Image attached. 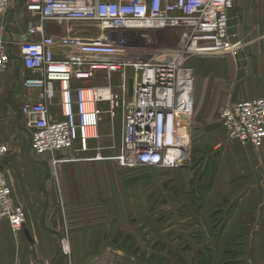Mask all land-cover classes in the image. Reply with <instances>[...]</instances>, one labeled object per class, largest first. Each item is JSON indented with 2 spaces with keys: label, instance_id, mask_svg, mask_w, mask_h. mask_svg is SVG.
<instances>
[{
  "label": "built area",
  "instance_id": "obj_1",
  "mask_svg": "<svg viewBox=\"0 0 264 264\" xmlns=\"http://www.w3.org/2000/svg\"><path fill=\"white\" fill-rule=\"evenodd\" d=\"M13 1L0 0V21ZM21 1L28 15L26 32L34 37L18 44L22 65L32 72L23 85L37 90V100L20 107L32 151L47 155L53 170L58 163L100 159L102 148L91 147L90 140L97 138L103 115L114 117L118 111L120 139L112 160L124 168L183 166L194 110L190 60L205 55L235 58L244 48L245 42L230 32L234 0ZM47 22L68 25L67 33L46 35ZM71 23L81 24L85 34H72ZM163 30L176 31V46L133 49L123 41L126 34L144 37ZM121 32L125 35L116 40ZM9 46L0 38V76L9 66ZM130 53L135 56L128 57ZM97 73L105 74L104 84L72 85L90 81ZM55 93L61 118L51 120L48 106ZM217 114L222 136L255 147L262 144L264 97L227 101ZM91 150L94 156H83ZM6 152V145L0 144V220L21 230L25 212L13 200L1 168ZM66 241L61 240V249L69 254Z\"/></svg>",
  "mask_w": 264,
  "mask_h": 264
},
{
  "label": "crops",
  "instance_id": "obj_2",
  "mask_svg": "<svg viewBox=\"0 0 264 264\" xmlns=\"http://www.w3.org/2000/svg\"><path fill=\"white\" fill-rule=\"evenodd\" d=\"M10 8L7 12L12 27H2L8 13L0 21V38L10 42L9 66L0 76V144L7 147L1 168L13 200L24 209L25 224L23 229L14 230L8 221L0 220V264H201L199 255L206 257V254L203 247L197 246V241L204 242L211 237L209 216L222 201L230 207L229 226L221 235L226 240L242 239L235 233V219L243 209L254 211L258 228L256 232L251 229L249 236L244 235L243 239L249 243L237 256L242 258L241 264H264V173H260L261 178L250 173L251 180L239 179L233 185L223 180L231 175L239 177L242 161L250 162L254 158L253 148L238 141L225 142L228 150L223 153L229 167L224 161L216 170L207 195L209 204L207 198L200 205L195 200L158 201L152 221L145 216L124 220L110 214L101 218L83 211L73 214L74 210L93 205L90 202L95 200L97 188L106 194L111 187L121 186L110 185L108 176L115 175V170L91 167L71 173L61 168L68 163L63 162L51 172L47 155L32 151L20 107L36 101L37 90L23 85L24 77L32 72L22 65L18 44L34 37L26 32L28 15L23 2L14 0ZM229 18L230 32L245 42L237 57L205 55L190 60L195 76L194 110L196 119L203 125L217 122L218 108L227 101L264 97V0H234ZM70 26L72 34H85L81 24ZM67 28L66 24L47 22L44 33L62 36ZM83 84L89 85V81H75L72 85ZM57 100L55 93L53 103L48 106L51 120L61 118ZM93 140H90L91 147ZM258 152L264 154V143ZM65 176L66 179L73 176L75 182L67 186ZM77 187L83 199L77 198ZM165 208L172 210L165 211ZM62 239H67L69 254L61 249ZM214 248L211 250L213 264L225 255L221 248L216 251Z\"/></svg>",
  "mask_w": 264,
  "mask_h": 264
},
{
  "label": "rangeland",
  "instance_id": "obj_3",
  "mask_svg": "<svg viewBox=\"0 0 264 264\" xmlns=\"http://www.w3.org/2000/svg\"><path fill=\"white\" fill-rule=\"evenodd\" d=\"M19 1V0H16ZM11 9V8H10ZM9 11V10H8ZM10 12V11H9ZM8 13V12H7ZM7 15V14H6ZM9 13L3 19L2 27H10L9 25ZM27 20V19H26ZM12 27V25H11ZM145 34V33H144ZM125 32H121L115 36L116 40H121V36H124ZM178 40V34L174 30H163L160 32H149L144 37H136L133 35L126 34L127 45L138 49L144 46H159L162 48H172L176 46ZM135 53H130L128 57H134ZM106 82L104 73H97L95 77L89 81L91 85H102ZM195 109V106H194ZM218 115V114H217ZM218 117V116H217ZM120 116L119 112H115L114 117H110L109 114L103 115L101 118L99 127L97 129L98 136L93 140L92 146L99 145L102 150H99L102 155L100 159L81 160L75 162H68L61 165V168L68 169L67 172L76 171L79 168H98L99 170L112 169L115 170V175L108 176L110 179V185L121 186L120 188H112L109 192L99 197L96 203L91 207L74 210L79 212L91 213V217H103L110 214V216L121 219H140L145 216L149 221L155 217L154 206L158 201H193L195 203H202L203 201L207 204L209 201L208 193L211 190L209 188L215 180V172L219 165H222L225 161L224 153L226 152L225 142L238 141L236 139H229L222 136L219 121H210V124L203 125L199 119H196L195 110L191 114V120L187 130V138L185 140V155L183 166L175 167L172 169L163 168H124L118 165L111 157L116 153L119 146L120 139ZM221 143H220V142ZM240 142V141H238ZM220 143V144H219ZM242 143V142H240ZM262 144L258 147L252 146L254 158L249 162L242 161V173L237 176H229L223 178L227 182L236 183L241 179L242 181L252 179V174H255L261 178L260 173H264V154L259 153L258 150L263 146ZM91 152V153H90ZM83 154L85 157L95 155V150ZM245 155H248L247 152ZM244 156V151L242 153ZM232 161V160H231ZM226 167L228 166V161ZM56 167V165H55ZM54 167V168H55ZM51 169V168H50ZM58 169V166L55 168ZM252 170V172H250ZM51 172H54L51 169ZM118 173H124L122 176H118ZM238 175V174H236ZM242 177V178H241ZM71 176L66 179V185L75 182V178ZM89 178V177H88ZM222 178V177H221ZM246 178V179H245ZM73 179V181H72ZM222 180V181H223ZM124 182L126 188L122 187ZM224 182V181H223ZM112 186V185H111ZM246 189V188H245ZM229 192V191H228ZM71 197V194H69ZM75 198V197H74ZM101 202L104 204L101 206ZM226 201H222L221 204L217 205L213 211H211L210 218V238L204 242L197 241L199 248L203 247L206 257H210V264H213L214 256L211 253L213 247L214 250L222 249L225 255H221L215 264H241L242 258L237 253L243 251L249 241L243 239L244 235L249 236L251 229L256 232L258 228V222L254 220V211L252 209L243 211L240 217H237L235 227L237 226L236 232L242 239L228 238L227 240L222 237L224 230L229 226L227 223V216L230 210L229 206L225 205ZM164 205V203H162ZM176 206V204H174ZM196 205V204H195ZM159 206V205H158ZM165 211H171L172 209L165 208ZM163 210V211H164ZM85 216L84 218H88ZM225 218V219H223ZM254 220V221H253ZM256 221V223H254ZM234 227V225H232ZM234 233V234H235ZM67 242V241H66ZM68 244V242H67ZM214 252V251H213ZM236 257H235V255Z\"/></svg>",
  "mask_w": 264,
  "mask_h": 264
},
{
  "label": "trees",
  "instance_id": "obj_4",
  "mask_svg": "<svg viewBox=\"0 0 264 264\" xmlns=\"http://www.w3.org/2000/svg\"><path fill=\"white\" fill-rule=\"evenodd\" d=\"M142 169H144V168H142ZM123 184L125 185V184H129V183L128 182H124ZM77 190H78V187H77ZM103 195H104V193L101 192V188H97L96 196L94 197L95 200L92 203H96V201L99 200V197H102ZM76 196L79 199H83L84 198V196L81 194V192H79V190L76 193ZM101 204H103V202H101ZM199 258H200L201 264H210V261H209L210 260V257L209 256L208 257H205V255L200 254L199 255ZM229 264H231V263H229Z\"/></svg>",
  "mask_w": 264,
  "mask_h": 264
},
{
  "label": "water",
  "instance_id": "obj_5",
  "mask_svg": "<svg viewBox=\"0 0 264 264\" xmlns=\"http://www.w3.org/2000/svg\"><path fill=\"white\" fill-rule=\"evenodd\" d=\"M128 90H129V94H131L132 92V79L131 78L128 79Z\"/></svg>",
  "mask_w": 264,
  "mask_h": 264
}]
</instances>
